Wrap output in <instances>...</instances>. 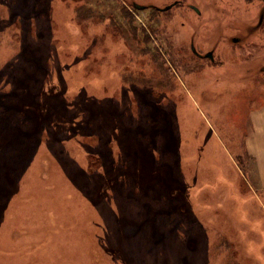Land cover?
Returning a JSON list of instances; mask_svg holds the SVG:
<instances>
[{
    "label": "rangeland",
    "instance_id": "1",
    "mask_svg": "<svg viewBox=\"0 0 264 264\" xmlns=\"http://www.w3.org/2000/svg\"><path fill=\"white\" fill-rule=\"evenodd\" d=\"M173 1L0 0V264H264V73Z\"/></svg>",
    "mask_w": 264,
    "mask_h": 264
},
{
    "label": "flooded vegetation",
    "instance_id": "2",
    "mask_svg": "<svg viewBox=\"0 0 264 264\" xmlns=\"http://www.w3.org/2000/svg\"><path fill=\"white\" fill-rule=\"evenodd\" d=\"M178 1L174 0L166 7L172 9L179 4ZM183 1L180 4H183ZM187 1L188 3L184 5L186 14L183 19L185 21L190 22L193 15L204 20L207 15L211 16L210 20L216 23V27H221L215 30L217 32L216 40L228 41L230 46L235 49L242 50L245 47L246 68L252 70L250 73L254 72L255 76H259V70L264 73V0H199L204 4V9L200 7L199 3H193L194 0ZM136 5L143 7L138 9H145L143 5L134 3L135 7ZM201 40L205 47L208 46V37H203ZM201 40L199 38L198 43L194 38L190 41L192 55L201 62L207 61L210 64L221 62L218 55L220 51L217 47L219 42L215 43V47L212 45V48L204 50L202 46L198 45L202 43ZM260 42L262 45L259 44Z\"/></svg>",
    "mask_w": 264,
    "mask_h": 264
},
{
    "label": "crops",
    "instance_id": "3",
    "mask_svg": "<svg viewBox=\"0 0 264 264\" xmlns=\"http://www.w3.org/2000/svg\"><path fill=\"white\" fill-rule=\"evenodd\" d=\"M251 126L244 140L245 151L257 165V182L264 190V108L252 110L250 113ZM255 165V166H256Z\"/></svg>",
    "mask_w": 264,
    "mask_h": 264
},
{
    "label": "trees",
    "instance_id": "4",
    "mask_svg": "<svg viewBox=\"0 0 264 264\" xmlns=\"http://www.w3.org/2000/svg\"><path fill=\"white\" fill-rule=\"evenodd\" d=\"M121 10H123V12H124V15H129V14H131L128 10H124V7L122 6V9ZM245 148V147H244ZM239 159V162H242V160L240 159V158H238Z\"/></svg>",
    "mask_w": 264,
    "mask_h": 264
},
{
    "label": "water",
    "instance_id": "5",
    "mask_svg": "<svg viewBox=\"0 0 264 264\" xmlns=\"http://www.w3.org/2000/svg\"><path fill=\"white\" fill-rule=\"evenodd\" d=\"M136 7H137V5H136ZM137 8H143V7H139V6H138ZM168 8H169V7H166V9H164V10H167Z\"/></svg>",
    "mask_w": 264,
    "mask_h": 264
}]
</instances>
